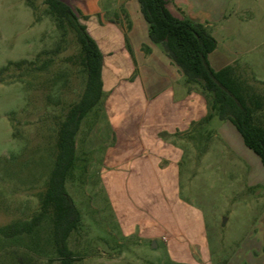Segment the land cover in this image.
<instances>
[{"label":"rangeland","instance_id":"374dc122","mask_svg":"<svg viewBox=\"0 0 264 264\" xmlns=\"http://www.w3.org/2000/svg\"><path fill=\"white\" fill-rule=\"evenodd\" d=\"M34 1L36 13L26 0H0V72L7 69L0 78V228L28 223L39 208L55 165L59 123L85 88L77 64L75 32L68 27L63 36L45 14L43 0ZM69 1L78 10V0ZM112 4L130 11V18H124L125 29L135 25L139 30L132 41L138 54L140 86L152 98L165 86L159 78L163 51L148 41V25L136 0H113ZM168 7L175 15L182 12L208 28L218 42V49L209 56L212 68L236 69L260 98L257 116L264 123V0H191L194 11L211 18L207 21L192 17L186 0H168ZM148 44L155 52L152 59L146 55ZM47 59L52 63L39 71ZM105 60L108 99L113 88L132 84L137 71L133 72L130 61L113 63L111 56ZM20 61L27 64L16 68L13 64ZM179 71H171V80L179 79ZM194 89L200 91L198 86ZM205 98L210 109V100ZM128 103L141 104L131 98L119 101ZM131 115L138 120L141 114L132 111ZM110 136L100 106L83 122L76 138L82 167L66 185L82 216L69 238L77 259L74 264H264V167L231 123L216 119L207 128L196 125L191 141L183 144L180 198L202 214L204 228L203 234H197L196 225L180 222L182 240L177 242L198 240L201 250L188 251L185 246L173 255L162 244L153 249L151 243L118 236L95 174L103 152L101 142ZM147 199V193H140L141 201ZM18 255L33 264H59L49 220L31 236L6 239L0 235V264H15Z\"/></svg>","mask_w":264,"mask_h":264},{"label":"crops","instance_id":"0c3cea01","mask_svg":"<svg viewBox=\"0 0 264 264\" xmlns=\"http://www.w3.org/2000/svg\"><path fill=\"white\" fill-rule=\"evenodd\" d=\"M112 1L106 4L104 0H78L81 5L77 7L87 17L84 24L104 55V65L105 58L111 56L113 63L130 61L133 72L137 71L132 84L113 88L105 99L103 114L111 136L101 142L103 152L95 173L97 189L106 200L121 239L145 241L151 243L153 249L162 244L169 255L183 251L185 246L188 251L191 248L201 250L198 240L189 243L177 240H182L178 229L180 222L196 225L195 233L203 234L202 214L180 198V188L185 160L183 144L191 141L195 125L209 114V104L200 91L186 85L178 67L163 52L159 78L165 86L152 98L148 97L140 86L138 54L132 41V35L139 36V30L135 25L125 29L124 18H130L131 13L128 9L123 12L114 7ZM186 2L192 17L211 19L194 11L191 0ZM147 39L149 41L148 29ZM148 47L150 51L146 55L152 59L155 52L149 44ZM171 69L180 72L178 80H171ZM122 98L140 102V107L119 104ZM132 111L140 112V119L133 118ZM140 193H147L149 200L141 201Z\"/></svg>","mask_w":264,"mask_h":264},{"label":"trees","instance_id":"16d2710c","mask_svg":"<svg viewBox=\"0 0 264 264\" xmlns=\"http://www.w3.org/2000/svg\"><path fill=\"white\" fill-rule=\"evenodd\" d=\"M140 12L148 25L149 41L159 46L171 62L178 67L188 86H198L201 93L210 100L209 114L196 125L206 128L214 120L231 123L241 135L245 147L259 157L264 167V123L258 119L261 100L239 75L233 66L214 70L209 56L218 49V42L207 27L196 24L184 13L175 15L168 7V0H136ZM36 13L34 0H26ZM45 14L55 23L64 36L68 27L75 32L79 48L77 64L85 79V88L80 100L73 104L57 130V155L55 165L45 192L40 197V205L32 219L23 225L0 228V235L6 239L31 236L44 220L52 225V241L55 259L59 264H74L76 255L69 247V238L79 228L82 216L67 189L68 180L80 168L76 149V138L83 122L94 116L103 107L104 55L97 41L88 32L79 10L62 0H43ZM127 48L132 54L130 41ZM146 52L150 51L146 47ZM52 63L43 61L37 69L44 70ZM27 64L20 61L13 64L21 68ZM30 64L33 65L31 62ZM7 69L0 72V78ZM195 125V126H196ZM15 264H33L22 256H17Z\"/></svg>","mask_w":264,"mask_h":264}]
</instances>
